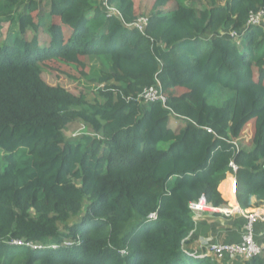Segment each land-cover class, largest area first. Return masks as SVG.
Returning <instances> with one entry per match:
<instances>
[{"label": "trees", "instance_id": "trees-1", "mask_svg": "<svg viewBox=\"0 0 264 264\" xmlns=\"http://www.w3.org/2000/svg\"><path fill=\"white\" fill-rule=\"evenodd\" d=\"M107 4L119 14L100 0H0V264H264L186 241L190 202L225 205L227 173L241 208L264 204V17L247 24L264 0H153L145 15ZM94 56L107 66L91 101L41 76L54 63L89 77ZM156 79L164 105L141 100ZM74 122L87 131L67 137Z\"/></svg>", "mask_w": 264, "mask_h": 264}, {"label": "built area", "instance_id": "built-area-1", "mask_svg": "<svg viewBox=\"0 0 264 264\" xmlns=\"http://www.w3.org/2000/svg\"><path fill=\"white\" fill-rule=\"evenodd\" d=\"M101 5L104 7V10L107 11L111 15H118L119 11L114 6H108L107 0H100ZM264 17V11L259 10L254 13L251 12L248 16L247 24H259ZM146 22L145 16H140L133 25L136 26L139 30L142 31L143 25ZM230 38H236L238 33L234 30L229 31ZM142 102H155L159 101L163 105L165 103V95L162 91L161 84L156 79L155 84L147 87L141 93ZM235 171L236 167L233 164H230ZM232 190L231 193L235 196V178L232 177ZM189 208L192 212V215H196L199 213H223L225 215L232 214V212L238 211L245 217L243 231L241 234V238L238 242H230V243H220V242H212L210 239H202L200 241V245L205 247V252L211 254L217 259L223 260L224 258H244L250 259L254 256L260 255L264 252V246L257 243L254 237V228L255 224L259 221L264 222V208L260 211H252L244 213L242 212L240 207H235V210L231 207H215L208 202H206L203 195H201L197 200L190 202ZM14 244L29 246L32 248L41 247L38 243L32 242H24L21 239H16L12 241ZM196 250H193L190 254H195Z\"/></svg>", "mask_w": 264, "mask_h": 264}, {"label": "rangeland", "instance_id": "rangeland-1", "mask_svg": "<svg viewBox=\"0 0 264 264\" xmlns=\"http://www.w3.org/2000/svg\"><path fill=\"white\" fill-rule=\"evenodd\" d=\"M134 3H135L136 12L138 14L145 15L151 8L153 0H134ZM174 5H175V2L170 1L168 5H166L165 7L168 8ZM5 29L6 28L4 27V29L2 30L4 32L3 34H5L6 32ZM229 31L228 32L222 31L221 35L230 36ZM39 36L42 42L44 43L43 37H45V34L43 33L42 28H40ZM86 63L90 67V76L81 78L79 80L72 79L68 75V74H75L76 70H73L71 72L62 71L63 67L62 66L59 67L57 64H54V63H48L49 69L44 70L41 76L43 80L46 81L47 83L52 84V85H61L65 89L74 93L75 95L85 94V98L91 101L95 96L94 87L96 86L98 74L100 73L101 70L106 69L107 63L104 59L98 56L87 58ZM75 78H79V77H75ZM170 123L173 127H175V125H178L180 123L185 124L183 119H180L177 117H172L170 120ZM86 131L87 129L83 123L74 122L65 128L64 133L67 137L73 138L75 136L76 137L79 136L80 133H83ZM253 132H254V122L249 121L243 126L242 130L239 132L238 139H240V141H242L243 144L250 143L253 137ZM227 197H228V200H227L228 203L227 205H224V207L229 206L233 208V204L231 205V203L229 202L231 201V199L229 198V192L227 193ZM234 198L236 197L233 195V199Z\"/></svg>", "mask_w": 264, "mask_h": 264}, {"label": "crops", "instance_id": "crops-1", "mask_svg": "<svg viewBox=\"0 0 264 264\" xmlns=\"http://www.w3.org/2000/svg\"><path fill=\"white\" fill-rule=\"evenodd\" d=\"M234 177L232 173H227L225 179L220 183L219 190L225 199L228 200L227 193L229 189V179ZM230 202V201H229ZM250 207L241 208L237 199L234 198L233 209L240 207L242 212H260L264 208L263 205H256V198L250 197ZM228 202H226L227 204ZM229 207V206H228ZM194 227L186 238L188 246L199 252H205V247L200 245L202 239H210L212 242L230 243L238 242L241 238L245 217L238 211L225 215L223 213H199L192 215ZM255 241L264 246V222L259 221L254 228ZM233 262L238 258H224L223 260Z\"/></svg>", "mask_w": 264, "mask_h": 264}, {"label": "clouds", "instance_id": "clouds-1", "mask_svg": "<svg viewBox=\"0 0 264 264\" xmlns=\"http://www.w3.org/2000/svg\"><path fill=\"white\" fill-rule=\"evenodd\" d=\"M225 205H227V204H225Z\"/></svg>", "mask_w": 264, "mask_h": 264}]
</instances>
